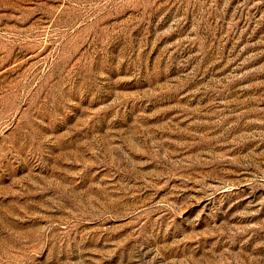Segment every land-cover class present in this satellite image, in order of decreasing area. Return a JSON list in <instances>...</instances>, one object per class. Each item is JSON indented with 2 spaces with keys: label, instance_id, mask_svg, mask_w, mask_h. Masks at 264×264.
Returning <instances> with one entry per match:
<instances>
[{
  "label": "rangeland",
  "instance_id": "obj_1",
  "mask_svg": "<svg viewBox=\"0 0 264 264\" xmlns=\"http://www.w3.org/2000/svg\"><path fill=\"white\" fill-rule=\"evenodd\" d=\"M0 264H264V0H0Z\"/></svg>",
  "mask_w": 264,
  "mask_h": 264
}]
</instances>
